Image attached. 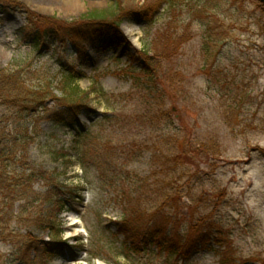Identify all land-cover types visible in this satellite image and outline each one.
I'll use <instances>...</instances> for the list:
<instances>
[{"label": "rangeland", "instance_id": "1", "mask_svg": "<svg viewBox=\"0 0 264 264\" xmlns=\"http://www.w3.org/2000/svg\"><path fill=\"white\" fill-rule=\"evenodd\" d=\"M153 1L15 0L29 13L60 21L117 3L126 13L123 41L98 38L80 53L69 42L34 45L24 11L0 12V69L17 57L26 59L25 77L33 79H57L69 69L79 73L76 84L88 95L70 112L51 97L23 114L0 101V123L12 136L24 138L25 125L32 129L26 154L19 150L27 161L11 170L49 172L50 180L76 193L56 216L47 205L16 202L0 237V264H123L115 223L129 215L137 196L151 208L172 186L180 204L168 212L180 220V233L189 220L209 217L227 248L210 244L187 259L139 254L131 263L222 264L225 255L228 264H264V6L259 0H180L169 13L163 5L149 22L128 12ZM169 22L163 44L169 55L157 56L154 40ZM176 154L184 161L171 162ZM32 190L46 188L36 183ZM52 214L62 243L42 259L23 238L31 235L37 247L47 242L39 217L47 221Z\"/></svg>", "mask_w": 264, "mask_h": 264}, {"label": "trees", "instance_id": "2", "mask_svg": "<svg viewBox=\"0 0 264 264\" xmlns=\"http://www.w3.org/2000/svg\"><path fill=\"white\" fill-rule=\"evenodd\" d=\"M178 2L180 0H154L150 6L128 12L137 14L143 21L149 22L154 16L160 14L163 5H167L165 11L169 13L171 9L175 8L174 3ZM115 4L108 10H93L76 20L69 21L36 16L25 11L15 0H0V12L24 11L27 17L25 30H31V40L34 45L50 40L62 44L69 42L76 52L80 53L83 52L87 43L98 38L107 41L111 37L123 41L119 26L126 13L124 10H119L117 3ZM166 28L165 34L154 40V44L155 42L160 44L159 51H155L157 56H162L164 53L169 55V50L163 44L166 41V36L172 30L170 22L166 24ZM160 41H162V45ZM143 49V55L147 56L151 50L149 44H144ZM22 60L17 57L10 62L7 68L0 69V101L4 104L12 108H19L20 114L27 112L33 106L42 105L43 101L49 97L69 112L85 105L88 95L81 91L76 84L79 73L63 69L57 79L46 75L33 79L25 77L28 75L23 66L26 59ZM30 74L32 75V73ZM91 85L93 92L97 93L99 89L97 80L95 79ZM61 120H66L65 115ZM22 130L24 138L20 134L12 136L5 125L0 123V237L5 236V220L13 214L16 202H23L24 205H21V208L28 204L41 207L47 205L48 212L55 213L56 216L66 211L67 200L76 197L74 187L58 182V178L50 180L48 177L52 174H48L49 172L31 168H27L23 173H15L11 170L12 164L27 161L25 155L20 156L19 150L22 154H26L28 142L32 137V129L25 125ZM184 157L176 154L172 156L171 162L184 161ZM169 169L170 182L168 185L172 186L174 171L171 170L172 168ZM36 183H41L46 190L43 193L33 191L32 186ZM170 188H168L170 193L165 196V201L155 204L151 208L143 207L141 197L137 196L136 201L129 208V215L115 223L117 234L122 235V241L117 246V256L125 259L126 262L123 264H133L131 260L133 261L134 257L139 254L151 253L154 255L153 253L156 252L163 253L166 258L177 256L187 259L197 250L206 248L210 244L219 248L222 246L227 248V244L219 236L220 231L216 223L209 217L189 220L187 232L180 233L178 228L180 220L176 214L172 215L168 212V209L175 211L178 209L180 197L177 198L178 200L174 197L179 195V190H176L174 186ZM171 191L175 194H172ZM53 214L47 221H43V218L39 217L42 219L40 224L49 230L47 242H41L37 247L31 235L23 238V242L30 249L33 247L40 251L42 259H48L55 254L60 248L58 245L62 243V231L58 229L61 223L57 222ZM77 240L82 245L83 240ZM228 263L229 259L224 255L222 264ZM114 264L119 263L115 262Z\"/></svg>", "mask_w": 264, "mask_h": 264}, {"label": "water", "instance_id": "3", "mask_svg": "<svg viewBox=\"0 0 264 264\" xmlns=\"http://www.w3.org/2000/svg\"><path fill=\"white\" fill-rule=\"evenodd\" d=\"M260 3L264 6V0H260ZM263 32H264V27H263ZM264 39V36H263Z\"/></svg>", "mask_w": 264, "mask_h": 264}]
</instances>
